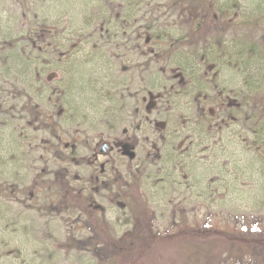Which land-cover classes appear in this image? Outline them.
<instances>
[{
  "label": "rangeland",
  "instance_id": "1",
  "mask_svg": "<svg viewBox=\"0 0 264 264\" xmlns=\"http://www.w3.org/2000/svg\"><path fill=\"white\" fill-rule=\"evenodd\" d=\"M258 237L264 0H0V264H264Z\"/></svg>",
  "mask_w": 264,
  "mask_h": 264
},
{
  "label": "trees",
  "instance_id": "2",
  "mask_svg": "<svg viewBox=\"0 0 264 264\" xmlns=\"http://www.w3.org/2000/svg\"><path fill=\"white\" fill-rule=\"evenodd\" d=\"M176 59L178 60V65H179V70L181 71V73L184 75L185 79H186V82L189 86H192V85H195V80L192 76L196 75V73H198V69L201 68V66H196L195 64L193 63H189V62H185V63H181L183 58L182 57H176ZM200 73V72H199ZM205 77V76H204ZM206 78V77H205ZM217 79L216 83H217V86L219 87L220 89V92H221V98H223L221 100L222 104H225L226 106L229 105V106H232L231 103H233L231 99V96L229 94V92H232L231 89H233L232 86H230L229 84H226V83H223L220 78H219V72L217 73L216 75V78ZM242 79H243V84L242 86L240 87H237L236 90H241L243 92H247L249 90H251L253 88V85L255 83V80L253 77L251 76H242ZM222 94H223V97H222ZM227 95V98H224V96ZM230 102V103H229ZM233 108V107H232ZM118 147L124 152V151H127L128 148H129V144L127 143V141L123 140L121 142H118ZM258 231L260 232V229L258 228ZM262 232V230H261ZM260 234V233H258ZM251 239H255L256 240V237L257 236H254L253 234H251L249 236ZM259 238V237H258ZM261 241H264V239H261L259 238ZM259 240V241H260ZM255 242V241H254ZM259 243V242H257Z\"/></svg>",
  "mask_w": 264,
  "mask_h": 264
},
{
  "label": "flooded vegetation",
  "instance_id": "3",
  "mask_svg": "<svg viewBox=\"0 0 264 264\" xmlns=\"http://www.w3.org/2000/svg\"><path fill=\"white\" fill-rule=\"evenodd\" d=\"M220 98H221V96H220ZM222 99H223V98H221V100H222ZM122 141H123V140H122ZM103 145H104V144H103ZM103 145L100 147L101 149L103 148ZM100 148H99V149H100Z\"/></svg>",
  "mask_w": 264,
  "mask_h": 264
},
{
  "label": "water",
  "instance_id": "4",
  "mask_svg": "<svg viewBox=\"0 0 264 264\" xmlns=\"http://www.w3.org/2000/svg\"><path fill=\"white\" fill-rule=\"evenodd\" d=\"M105 146H106V144L103 145V147H105Z\"/></svg>",
  "mask_w": 264,
  "mask_h": 264
}]
</instances>
